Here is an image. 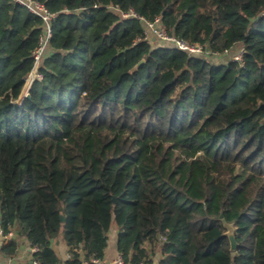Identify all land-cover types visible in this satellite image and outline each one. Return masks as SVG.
Listing matches in <instances>:
<instances>
[{
	"label": "trees",
	"instance_id": "1",
	"mask_svg": "<svg viewBox=\"0 0 264 264\" xmlns=\"http://www.w3.org/2000/svg\"><path fill=\"white\" fill-rule=\"evenodd\" d=\"M40 1L51 35L22 99L43 22L0 0L3 232L40 264L61 263L58 237L64 264L103 259L111 228L129 264L159 241L158 264H264V0ZM139 16L204 52L151 41Z\"/></svg>",
	"mask_w": 264,
	"mask_h": 264
},
{
	"label": "built area",
	"instance_id": "2",
	"mask_svg": "<svg viewBox=\"0 0 264 264\" xmlns=\"http://www.w3.org/2000/svg\"><path fill=\"white\" fill-rule=\"evenodd\" d=\"M18 3L22 4L24 7H26L30 12L38 15L42 22L44 27V33L39 39L38 45L33 49L32 56H33V67L28 76L25 79L24 87L22 90V96L21 98L25 97V94L28 93L29 87L34 79L41 78V74L38 71V67L41 63V60L46 53L48 40L50 38L51 32H50V21L52 17L54 16V13L51 12L48 7L40 0H15ZM122 16H137L132 10L129 12H121ZM140 20L142 21L145 32L147 36L149 37L152 35L160 44L168 45L175 47L176 49H179L181 51H184L188 54H202L204 52V47L200 43H188L186 40H184L181 37H178L173 34H168L166 32V28L164 24L161 22L160 18L157 16L154 18V20H145L141 16H139ZM232 58L234 60H241L242 58V49L238 50L236 53L232 55ZM0 236L4 237L5 239L11 240L13 239L15 241L16 234L13 231H10L8 233H4L3 229L0 227ZM16 242V241H15ZM17 243V242H16ZM29 243V242H28ZM29 249L31 252L36 251V247L31 246L29 243ZM88 262L92 264H129L127 263L121 253H116L115 257L111 261H105L102 258L99 257H92L89 261L84 260L83 264H87ZM30 264H40V262L34 258L31 259ZM140 264H158V262L152 261H141Z\"/></svg>",
	"mask_w": 264,
	"mask_h": 264
},
{
	"label": "crops",
	"instance_id": "3",
	"mask_svg": "<svg viewBox=\"0 0 264 264\" xmlns=\"http://www.w3.org/2000/svg\"><path fill=\"white\" fill-rule=\"evenodd\" d=\"M148 38L151 41L157 42V40L152 35H150ZM14 238L15 241L17 242L18 250L15 254L8 256L2 252L1 248L2 246L7 245L9 240L0 236V264H30L31 259L33 257H32V252L29 249V243L27 239L23 236H18L17 234ZM52 247L57 253L58 257L61 259V263L59 264H64V261L68 257V252L66 249V245L62 242L60 237H58L53 241ZM165 248L166 246L163 243V241H159L158 243H156L152 255V260L158 262ZM116 253H118L116 248V230L114 228H111L110 231L108 232L107 246L105 249V254L103 259L105 261H111L115 257Z\"/></svg>",
	"mask_w": 264,
	"mask_h": 264
},
{
	"label": "water",
	"instance_id": "4",
	"mask_svg": "<svg viewBox=\"0 0 264 264\" xmlns=\"http://www.w3.org/2000/svg\"><path fill=\"white\" fill-rule=\"evenodd\" d=\"M143 62V60H140L136 65H135V68L139 67V65ZM29 94H25V97H28ZM23 99V98H22ZM61 220H63V216L60 217ZM226 232L224 233L225 236H227L228 238V241H229V247H230V250H235L236 249V240H235V237H234V232H233V228L230 224H226Z\"/></svg>",
	"mask_w": 264,
	"mask_h": 264
},
{
	"label": "rangeland",
	"instance_id": "5",
	"mask_svg": "<svg viewBox=\"0 0 264 264\" xmlns=\"http://www.w3.org/2000/svg\"><path fill=\"white\" fill-rule=\"evenodd\" d=\"M223 59V58H222ZM221 58H219V59H212V60H214V61H220V60H222Z\"/></svg>",
	"mask_w": 264,
	"mask_h": 264
}]
</instances>
